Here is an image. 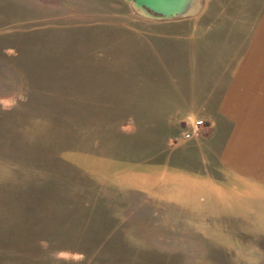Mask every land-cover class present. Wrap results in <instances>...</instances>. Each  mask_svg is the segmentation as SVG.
Returning a JSON list of instances; mask_svg holds the SVG:
<instances>
[{
	"label": "rangeland",
	"instance_id": "obj_1",
	"mask_svg": "<svg viewBox=\"0 0 264 264\" xmlns=\"http://www.w3.org/2000/svg\"><path fill=\"white\" fill-rule=\"evenodd\" d=\"M88 1L102 24L0 0V264H264V187L211 184L174 79L176 45L242 37L250 0L171 21Z\"/></svg>",
	"mask_w": 264,
	"mask_h": 264
},
{
	"label": "crops",
	"instance_id": "obj_2",
	"mask_svg": "<svg viewBox=\"0 0 264 264\" xmlns=\"http://www.w3.org/2000/svg\"><path fill=\"white\" fill-rule=\"evenodd\" d=\"M26 1L30 11L37 15L41 0ZM57 1L61 8L73 11L70 14L73 20L59 22L55 19L60 17L52 15L46 18V25L102 24L101 2ZM112 1L133 10L121 0ZM88 8L93 11L88 12ZM245 10L253 13L249 29L241 21L239 23L244 28L242 37H191L190 41L176 45L181 60L174 65L175 85L192 91L190 98L178 102L176 109L182 111L180 114L189 115L187 121L201 118L212 125L211 132L194 142L201 143L200 153L208 159L205 163L211 184L221 190L242 184L264 187V0L259 6L258 0L248 1ZM87 17L93 18L91 22ZM134 21V18H128L126 23ZM38 22L39 18L35 17L30 24L38 25ZM25 23L21 24H29ZM128 26L120 24L118 37H129ZM90 37L114 35L94 34ZM166 66L171 73L170 64Z\"/></svg>",
	"mask_w": 264,
	"mask_h": 264
},
{
	"label": "water",
	"instance_id": "obj_3",
	"mask_svg": "<svg viewBox=\"0 0 264 264\" xmlns=\"http://www.w3.org/2000/svg\"><path fill=\"white\" fill-rule=\"evenodd\" d=\"M145 19L171 21L193 16L200 0H121Z\"/></svg>",
	"mask_w": 264,
	"mask_h": 264
},
{
	"label": "built area",
	"instance_id": "obj_4",
	"mask_svg": "<svg viewBox=\"0 0 264 264\" xmlns=\"http://www.w3.org/2000/svg\"><path fill=\"white\" fill-rule=\"evenodd\" d=\"M212 125L201 118L189 120L185 128L179 133L181 141L201 138L211 132Z\"/></svg>",
	"mask_w": 264,
	"mask_h": 264
}]
</instances>
